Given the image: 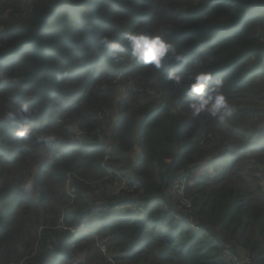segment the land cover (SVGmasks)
Returning a JSON list of instances; mask_svg holds the SVG:
<instances>
[{
  "label": "trees",
  "instance_id": "16d2710c",
  "mask_svg": "<svg viewBox=\"0 0 264 264\" xmlns=\"http://www.w3.org/2000/svg\"><path fill=\"white\" fill-rule=\"evenodd\" d=\"M133 32L172 44L159 69L98 44ZM198 71L223 81L226 124L192 118ZM263 73L264 0H0V264H229L225 248L264 264V125L244 127L264 119L249 107ZM23 103L30 118H8ZM186 175L199 228L171 191Z\"/></svg>",
  "mask_w": 264,
  "mask_h": 264
},
{
  "label": "clouds",
  "instance_id": "9594fccd",
  "mask_svg": "<svg viewBox=\"0 0 264 264\" xmlns=\"http://www.w3.org/2000/svg\"><path fill=\"white\" fill-rule=\"evenodd\" d=\"M125 42L126 46L125 43L110 38L107 35H101L98 38V44L101 48L107 50L111 60L119 61L121 58L120 54L128 50L138 61L151 65L155 69H159L168 57V54L173 51L172 44L160 35L133 32L127 34ZM182 58L181 55L175 57L177 61ZM212 78V72L210 71H198L192 76L188 85V91L194 99L188 103V110L193 119L199 118L204 114L221 124H226L236 109L230 103L229 98L223 90V81L217 79L215 83H212ZM166 79L179 85L182 83L183 77L175 71H171L166 76ZM206 92L207 94H205ZM6 115L10 119L20 116L21 119L27 120L31 116V108L27 103H23L18 107L16 112H8ZM32 134L33 130L27 124L19 125L15 132L16 136L25 139H30ZM54 139L55 134L51 132L36 136L37 142H43L46 146L51 145ZM20 187L25 193L31 194L34 184L31 180H25Z\"/></svg>",
  "mask_w": 264,
  "mask_h": 264
},
{
  "label": "rangeland",
  "instance_id": "374dc122",
  "mask_svg": "<svg viewBox=\"0 0 264 264\" xmlns=\"http://www.w3.org/2000/svg\"><path fill=\"white\" fill-rule=\"evenodd\" d=\"M259 80L260 81H264V73L262 74L261 77H259ZM259 80H258V82H259ZM121 85H123V86H120L121 89H120L119 93H124L125 90H126V88H124L125 85L123 83ZM250 88L252 90V94H251V106H249V107L252 108V109L260 110L261 113L264 114V84L262 86H260V85L257 84V81H254L250 85ZM113 115H117V114H113ZM100 116H102V114ZM116 120H117V117L114 118V122ZM263 125H264V119H262L261 117H259L257 115L252 116L250 119H248L244 123V127L245 128L250 129L252 132H258V133H260L262 131ZM72 128H73L74 131H76L77 135L81 134L80 131H79V128L77 126H74ZM85 135L86 134L80 135V136L84 137ZM87 136L89 137L88 133H87ZM212 146L213 145H209L207 147L208 153L210 151H213L214 153H216V151H214V148H212ZM135 150L139 151L138 149H135ZM212 154H209V155H212ZM139 155H138V159H139ZM212 161H213V159L209 158V162H212ZM110 176H111V174L109 175V177ZM125 184H126L125 181H121V182H119L118 185H112L110 187H112V188H120L121 186H123ZM263 186H264V183H263ZM163 206L166 207L165 205H163ZM121 208L122 207H116V208L104 207V208H102V210L105 211L106 215H111L112 216V215H117L118 212H120V211L126 212L128 209H132V210L136 209L135 207H131V206H128V205H125L124 209H121ZM221 254L227 261L229 260V255H228L229 254V249L228 248L222 249V253ZM84 261H85V254L79 253V254H77V257L75 259L74 264H85ZM88 264H96V263H88Z\"/></svg>",
  "mask_w": 264,
  "mask_h": 264
},
{
  "label": "built area",
  "instance_id": "2783aa9c",
  "mask_svg": "<svg viewBox=\"0 0 264 264\" xmlns=\"http://www.w3.org/2000/svg\"><path fill=\"white\" fill-rule=\"evenodd\" d=\"M106 159H109V155L107 154ZM105 164V161L102 165ZM188 185V176L179 177L171 186V191L176 198H181L184 205V212L187 215L188 221L192 227L199 228L196 220L198 216L193 208L192 200L186 196V190ZM159 201V200H157ZM163 205L166 206L165 202H162ZM229 264H252V255L251 254H242L239 256L236 251H233L229 248Z\"/></svg>",
  "mask_w": 264,
  "mask_h": 264
},
{
  "label": "bare ground",
  "instance_id": "6f19581e",
  "mask_svg": "<svg viewBox=\"0 0 264 264\" xmlns=\"http://www.w3.org/2000/svg\"><path fill=\"white\" fill-rule=\"evenodd\" d=\"M106 84V83H105Z\"/></svg>",
  "mask_w": 264,
  "mask_h": 264
}]
</instances>
